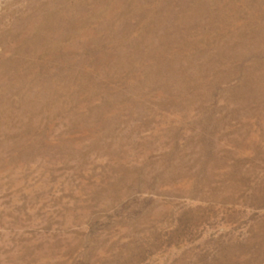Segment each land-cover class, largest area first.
Returning a JSON list of instances; mask_svg holds the SVG:
<instances>
[{
    "label": "rangeland",
    "instance_id": "obj_1",
    "mask_svg": "<svg viewBox=\"0 0 264 264\" xmlns=\"http://www.w3.org/2000/svg\"><path fill=\"white\" fill-rule=\"evenodd\" d=\"M0 264H264V0H0Z\"/></svg>",
    "mask_w": 264,
    "mask_h": 264
}]
</instances>
